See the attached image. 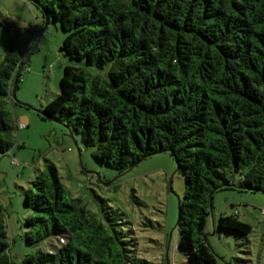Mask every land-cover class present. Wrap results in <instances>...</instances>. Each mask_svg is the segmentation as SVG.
<instances>
[{
  "label": "trees",
  "instance_id": "1",
  "mask_svg": "<svg viewBox=\"0 0 264 264\" xmlns=\"http://www.w3.org/2000/svg\"><path fill=\"white\" fill-rule=\"evenodd\" d=\"M27 1L59 24L60 51L80 64L64 66L39 116L67 126L98 165L120 174L168 152L183 181L177 248L185 264H215L204 232L213 195L264 193V0ZM27 55L12 39L0 64V157L15 145L12 80ZM23 205L21 240L34 249L22 264H167L138 257L112 215L99 220L68 197L53 164ZM4 217L0 204V264H14ZM250 231L236 214L214 228ZM51 238L50 249L39 247Z\"/></svg>",
  "mask_w": 264,
  "mask_h": 264
},
{
  "label": "rangeland",
  "instance_id": "2",
  "mask_svg": "<svg viewBox=\"0 0 264 264\" xmlns=\"http://www.w3.org/2000/svg\"><path fill=\"white\" fill-rule=\"evenodd\" d=\"M43 27L40 10L29 1L0 0V64L9 40H14L21 55L33 49L15 90L16 99L30 109L12 104L11 113L23 129L14 133L15 145L0 157V204L10 259L22 264L34 249L21 240L26 231L23 221L29 215L23 205L24 191L40 170L53 164L68 197L79 198L99 220L106 213L112 215L138 257L154 263L165 259L167 264H185V256L177 248L176 227L183 181L173 157L168 152L157 153L120 174L98 165L91 157L94 150L84 147L79 135L72 139L64 126L43 120L35 111L58 95L64 66H80L60 51L64 33L59 24L49 22L44 31ZM100 200L108 207L105 211ZM233 214L251 227L247 236L214 232L220 216ZM204 232L207 246L217 256L215 264H264V193H215ZM55 242L51 238L39 247L50 249Z\"/></svg>",
  "mask_w": 264,
  "mask_h": 264
},
{
  "label": "water",
  "instance_id": "3",
  "mask_svg": "<svg viewBox=\"0 0 264 264\" xmlns=\"http://www.w3.org/2000/svg\"><path fill=\"white\" fill-rule=\"evenodd\" d=\"M44 27H43V31H44V29H46V27H47V25H48V18H47V16H45V18H44ZM38 40V39H37ZM32 51H33V49L29 52V54L27 55V57H26V59H25V61L22 63V64H20L19 66H18V68H17V70H16V72H15V74H14V76H13V80H12V88H11V100L13 101V102H15V103H17V104H20L21 106H24V107H26V108H29L30 109V107L28 106V105H26V104H24V103H20L17 99H16V96H15V85H16V81H17V79H18V76H19V74L21 73V70L25 67V65L28 63V61H29V57H30V55H31V53H32ZM35 111L40 115V116H45V114L42 112V110L40 109V110H37V109H35ZM51 121H54V122H57L55 119H51ZM57 123H59V122H57ZM59 124H61V123H59ZM62 126H64L65 128H66V130H67V133H68V135L73 139V135H72V132L70 131V129L67 127V126H65L64 124H61ZM74 145H75V147H76V149H77V151H78V154L80 155V150H79V147H78V145H77V143L74 141ZM158 153H160V152H158ZM145 159V158H144ZM143 159V160H144ZM139 163V162H138ZM137 163V164H138ZM137 164H135V165H133V166H131L127 171H129V170H131L134 166H136ZM126 171V172H127ZM126 172H124V173H126ZM97 180L100 182L101 180H100V177L97 175Z\"/></svg>",
  "mask_w": 264,
  "mask_h": 264
},
{
  "label": "built area",
  "instance_id": "4",
  "mask_svg": "<svg viewBox=\"0 0 264 264\" xmlns=\"http://www.w3.org/2000/svg\"><path fill=\"white\" fill-rule=\"evenodd\" d=\"M16 129H17V131L23 129V125L21 123H19V120L16 121Z\"/></svg>",
  "mask_w": 264,
  "mask_h": 264
},
{
  "label": "crops",
  "instance_id": "5",
  "mask_svg": "<svg viewBox=\"0 0 264 264\" xmlns=\"http://www.w3.org/2000/svg\"><path fill=\"white\" fill-rule=\"evenodd\" d=\"M18 120V119H17Z\"/></svg>",
  "mask_w": 264,
  "mask_h": 264
}]
</instances>
